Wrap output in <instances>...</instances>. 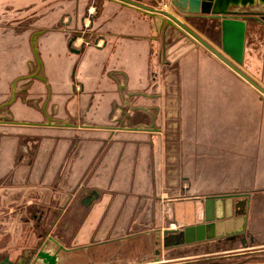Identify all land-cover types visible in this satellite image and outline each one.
<instances>
[{
  "label": "crops",
  "instance_id": "obj_1",
  "mask_svg": "<svg viewBox=\"0 0 264 264\" xmlns=\"http://www.w3.org/2000/svg\"><path fill=\"white\" fill-rule=\"evenodd\" d=\"M182 18L220 47L217 19ZM255 25L240 65L264 85ZM0 122L20 129L0 128V186H60L55 218L24 249L45 245L57 264H264V97L176 28L116 0H0ZM209 195H222L212 223ZM133 199L155 204V228L134 225ZM167 215L172 223L160 224ZM152 233L160 249L149 259ZM235 237L218 253L182 254Z\"/></svg>",
  "mask_w": 264,
  "mask_h": 264
},
{
  "label": "water",
  "instance_id": "obj_2",
  "mask_svg": "<svg viewBox=\"0 0 264 264\" xmlns=\"http://www.w3.org/2000/svg\"><path fill=\"white\" fill-rule=\"evenodd\" d=\"M122 4L130 5L157 22H164L165 25L176 28L195 44L201 46L218 60L228 66L238 76L248 82L264 97V86L248 74L240 65L243 53L245 22L247 14L238 10L242 7L260 6L264 8V0H169V6L166 9L147 6L135 0H116ZM190 15L206 16L218 20L220 29V47H216L194 30L182 17ZM251 17V15H249ZM254 18H256L254 16ZM78 52V50H74ZM19 124H28L27 122H17ZM47 125L61 126L62 123L46 122ZM40 125H45L42 123ZM65 125H71L66 123ZM131 130L150 131L154 129V123L150 126H133ZM97 195L93 190L89 197L85 198V203L92 200ZM222 195H209L205 199V220L212 223L211 214L214 199ZM212 226L211 224L209 227ZM200 232L203 231V225L195 227ZM192 229V227H190ZM188 230L182 232L185 242H190L193 238L188 237ZM171 230H164L163 234L170 233ZM205 236L202 234L196 236V240H202ZM60 247V246H59ZM45 245L41 249L23 250L21 255L15 260L9 258L8 254L0 257V264H57L58 254L54 251L45 250ZM62 248V247H61Z\"/></svg>",
  "mask_w": 264,
  "mask_h": 264
},
{
  "label": "rangeland",
  "instance_id": "obj_3",
  "mask_svg": "<svg viewBox=\"0 0 264 264\" xmlns=\"http://www.w3.org/2000/svg\"><path fill=\"white\" fill-rule=\"evenodd\" d=\"M254 7L255 6L248 7V9H255ZM210 26L212 25H209V27ZM254 28L257 32H259L261 36V39H258V41L255 44L260 45L259 49L262 52H264V29L261 26L259 27L258 25H255ZM4 121L5 122L12 121V119L4 120ZM41 123H45L46 125L45 121ZM1 126L4 130H11L9 131V133L12 134L15 131L20 132L19 131L20 129L13 128L12 126L9 127V125H4L2 124V122H0V128ZM21 130L22 132H27L25 130L23 131V129ZM34 141L36 142L37 140H33V138L30 140L27 137L26 138L20 137L18 140L20 144H24V143L31 144ZM49 147L50 145H48L47 148ZM35 148L37 151V146H35ZM39 156H40L39 153L37 154L36 152L33 153L32 155H29V157L27 156L26 159L29 160H33L35 158L38 159ZM4 181H7V178ZM49 188H51L52 190L48 189V191L44 192V187L40 186L39 184L26 185V186L25 185L0 186V257L4 254H8L10 258L12 259L16 258L17 254L21 253L24 247H30L36 245L38 242L37 235L38 234L42 235L48 229V226L50 225L51 221L55 218V215L53 216V214L56 213L55 200L56 198H58L56 196V193H58L56 189L60 191V186L53 185L50 186ZM182 197L184 196H181V198ZM51 199H53L54 201H51ZM59 203H62V201L59 200ZM201 203H203V200ZM50 204L53 209L50 207ZM140 204H141L140 200L133 199L134 225L141 223V226L143 227L145 226L144 224H147L149 225V227H151L150 229L155 228L157 223L156 214H155L156 210L155 208H153L155 204L151 201H148L145 202V206L143 208ZM48 207H50L51 209H49ZM45 212L49 213L47 214V217L43 216ZM173 219H174L173 217L167 215L164 217V221L160 224L168 225L169 223H172ZM193 219L194 221L203 222V216L200 217L198 216L197 218H192V220ZM74 228H75V224L73 225V229ZM69 231L71 232L72 229H68L67 231H65V233L66 232L68 233ZM61 232L62 230H60L58 225L54 233L55 235L60 236ZM153 235H154L153 233L149 235L150 238V240L148 241L149 259H154L156 257L155 248L157 250L160 249V245H155V247H153V242H152V238H154ZM237 240L238 238L236 237L232 240L233 242L230 241L229 243H226V241L222 240L218 242L219 244L213 243L214 246L212 245V247L208 245H204L203 242L197 243L202 246L201 248H198V245L196 248L193 247L196 246V244L183 245L184 249L182 251L183 252L182 254H184V256L185 255L194 256V255H199L203 252L218 253L226 246L237 245ZM144 245H145L144 239L139 238L133 241L131 246L134 257L140 251V249L144 248ZM92 252H93L92 250L89 251L90 254ZM97 253H99V251ZM100 253H103V251H100ZM213 256H217V255H213ZM134 260L136 259L134 258Z\"/></svg>",
  "mask_w": 264,
  "mask_h": 264
},
{
  "label": "flooded vegetation",
  "instance_id": "obj_4",
  "mask_svg": "<svg viewBox=\"0 0 264 264\" xmlns=\"http://www.w3.org/2000/svg\"><path fill=\"white\" fill-rule=\"evenodd\" d=\"M157 8H159V7H157ZM254 8L255 9H248V7H242V8H239L238 9V10L243 11L244 14H247L248 15V16H246V22H245V34H246L247 22L248 23L249 22L255 23L259 27L261 26L264 29V8L263 7H260V6H257V5ZM249 15H251V17ZM254 16L256 18H254ZM245 34H244V36H245Z\"/></svg>",
  "mask_w": 264,
  "mask_h": 264
},
{
  "label": "built area",
  "instance_id": "obj_5",
  "mask_svg": "<svg viewBox=\"0 0 264 264\" xmlns=\"http://www.w3.org/2000/svg\"><path fill=\"white\" fill-rule=\"evenodd\" d=\"M165 6V5H164Z\"/></svg>",
  "mask_w": 264,
  "mask_h": 264
}]
</instances>
